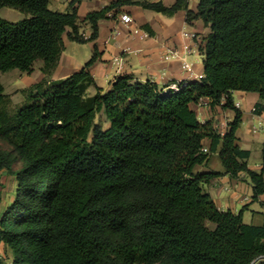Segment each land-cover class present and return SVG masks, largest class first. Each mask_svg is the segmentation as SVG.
I'll return each mask as SVG.
<instances>
[{
  "label": "trees",
  "instance_id": "1",
  "mask_svg": "<svg viewBox=\"0 0 264 264\" xmlns=\"http://www.w3.org/2000/svg\"><path fill=\"white\" fill-rule=\"evenodd\" d=\"M77 1L58 11L51 0H0V9L29 14L18 22L0 17V71L31 73L42 60L49 73L68 27L71 40H94L100 20L137 4L203 19L211 28L200 46L205 75L174 89L124 73L104 89L91 71L101 57L96 46L81 69L34 84L13 113L0 80V174L7 169L17 183L0 217V248H10L11 264H252L264 254V225L244 222L243 209H220L204 184L222 173L196 166L221 143L225 172H247L254 200L264 193V148L261 171L250 169V152L236 135L243 112L232 94L264 99V0H200L197 10L188 0H115L88 13V39L79 33ZM203 98L212 108L235 110L225 133L213 119H199L193 104ZM263 110L264 102L254 109ZM206 138L210 153L202 151ZM0 264L9 263L0 255Z\"/></svg>",
  "mask_w": 264,
  "mask_h": 264
},
{
  "label": "crops",
  "instance_id": "2",
  "mask_svg": "<svg viewBox=\"0 0 264 264\" xmlns=\"http://www.w3.org/2000/svg\"><path fill=\"white\" fill-rule=\"evenodd\" d=\"M71 1L51 0L49 7L52 10L70 11ZM113 1L115 0H79L75 3L74 6L78 9L80 35L88 39L93 33L88 13L100 10ZM162 1L166 5H172L177 0ZM199 2L200 0H188L189 9L197 10ZM126 15L131 16L130 21L124 20ZM144 25H148L153 33H150ZM70 31L72 28L68 27L64 34L65 46L70 41H75L68 37ZM184 31L200 33L199 35L205 38L211 32V28L202 18L189 22L185 9L178 10L174 15H166L137 4H123L115 8L108 18L99 21V35L91 40L93 51L98 46L101 53L100 59L91 66L97 83L104 89H109L115 78L124 73L133 74L138 81L151 79L161 85L171 81L186 82L202 79L205 75V65L204 59L200 61L198 58L201 53L197 46L194 48V53L190 55V58L198 59V62L192 60L195 63L191 72L183 70L180 60L163 59V54L168 51L178 49L181 54H184L186 48L195 46L192 39L183 35ZM117 55L125 57L124 66L119 72L117 65L113 62V58ZM187 58L189 59V56ZM81 68L77 66L73 58L63 52L50 78L58 80ZM35 76L31 83L41 81L44 74L38 72ZM92 88L89 89L91 93H93ZM232 94L234 101L241 103L239 108L243 112L242 122L236 131L238 144L250 152L247 158L248 167L260 172L263 166L264 133L254 132V123L258 118V113L254 109L258 103L264 102V99L257 92L234 90ZM209 101L208 98H203L199 103L193 104V108L201 121L213 119L215 128L223 134L234 119L235 110L221 106L212 108ZM204 145L210 147L211 139H204ZM220 147L221 143L216 151H211L208 161L196 166V171L222 173L205 183L204 189L211 194L220 209H231L235 212L243 209L244 222L264 225V207L261 204V201H264V193L260 195L259 200H254L253 183L247 172H240L238 177H232L225 172L219 154ZM6 208L7 206L0 210V217Z\"/></svg>",
  "mask_w": 264,
  "mask_h": 264
},
{
  "label": "rangeland",
  "instance_id": "3",
  "mask_svg": "<svg viewBox=\"0 0 264 264\" xmlns=\"http://www.w3.org/2000/svg\"><path fill=\"white\" fill-rule=\"evenodd\" d=\"M0 17L7 19L9 21H12V22H18V21L24 20L25 18L29 17V14L22 12L21 10H18L13 7L4 6L0 9ZM199 38L202 40L204 39L201 35H199ZM64 52L68 57L73 58L76 61L77 66H80V67H84L92 59L94 55L93 44L91 40L87 42L70 41L65 46ZM198 58L201 61L202 59L205 58V55L199 54ZM192 60H194L195 62H198V59H195V57L190 58V55H189V61L195 63ZM42 66H43V61L38 60L34 66V70L36 72L33 70V72L31 73H27V72H23L19 68L10 69L7 71H0V80L4 84L5 92L10 97L9 108H10L11 113L16 112L20 107H23L25 104H27L28 91L34 84L47 80L48 85H50L51 83L56 81L50 78V74L56 68V66L49 73H46L42 69ZM38 72H41L44 74L43 79L36 83H31L33 78L36 77L35 76L36 73ZM92 87H93L92 92H95L96 91L95 87L94 86ZM104 121L105 120L103 119V123ZM16 188H17V183L15 182L14 175H11L7 169H3L0 174V189L2 190V193H3V200H2V203L0 204V210L8 206L14 200L16 196L15 195ZM0 255L7 261V263L11 264L12 257H11V250L9 247L2 244L0 248Z\"/></svg>",
  "mask_w": 264,
  "mask_h": 264
},
{
  "label": "built area",
  "instance_id": "4",
  "mask_svg": "<svg viewBox=\"0 0 264 264\" xmlns=\"http://www.w3.org/2000/svg\"><path fill=\"white\" fill-rule=\"evenodd\" d=\"M130 19H131L130 15L124 16L125 21H130ZM183 35L187 38L192 39L194 41L195 46L186 48L184 54H181L178 49L168 51V52L163 54V59H165L166 61L175 60V59L180 60L182 63L183 70L186 72H191V71H193L194 63L189 61V59L187 57L194 53V50H195L194 48L196 46L198 47L199 53H201L200 46H201V43L203 40L199 38V34L196 32L184 31ZM124 61H125V57L123 55H117L113 58V62L117 65V71L118 72L122 70V68L124 66ZM170 86L174 89H178L179 88V82L171 81ZM222 101H225V97L223 98ZM234 102H235V105L237 107L241 106V103L239 101H234ZM257 117L258 118H257L256 122L254 123V132L255 133H264V112L259 113ZM202 151L205 153H210V149L207 146H203ZM252 264H264V254L257 256L252 261Z\"/></svg>",
  "mask_w": 264,
  "mask_h": 264
}]
</instances>
